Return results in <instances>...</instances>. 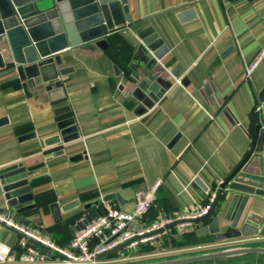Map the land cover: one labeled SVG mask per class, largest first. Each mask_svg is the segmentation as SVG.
Returning a JSON list of instances; mask_svg holds the SVG:
<instances>
[{
    "label": "crops",
    "instance_id": "0c3cea01",
    "mask_svg": "<svg viewBox=\"0 0 264 264\" xmlns=\"http://www.w3.org/2000/svg\"><path fill=\"white\" fill-rule=\"evenodd\" d=\"M123 7L122 28L100 44L58 53L57 69L66 73L57 83H33L1 60L0 168L20 165L29 188L13 206L0 194V213L60 246L85 217L90 222L107 204L130 209L134 194L157 179L145 224L210 204L250 145L264 58L248 77L244 68L264 45V0H125ZM154 41L159 59L137 52ZM149 76L163 89L158 97L139 87ZM68 118L76 137L63 142L59 122ZM225 192L210 215L221 231L232 221L234 192ZM248 216L259 219L252 236L217 242L206 234L175 249L264 245L262 196H248L236 228ZM19 237L0 223V250L15 251ZM194 264H264V255Z\"/></svg>",
    "mask_w": 264,
    "mask_h": 264
},
{
    "label": "water",
    "instance_id": "95a60500",
    "mask_svg": "<svg viewBox=\"0 0 264 264\" xmlns=\"http://www.w3.org/2000/svg\"><path fill=\"white\" fill-rule=\"evenodd\" d=\"M124 4L125 0H0V67H4L1 60L5 58L9 61L8 66H12L24 79L33 83H57L58 77L66 73V69H57L60 65L58 53L89 42L100 44L103 37L121 29L126 20ZM160 44V41L151 42L139 47L137 52L147 58L153 53L155 59H159L155 50ZM146 80L149 84L139 83V87L146 92L156 93L158 97L163 89L153 81V77H146ZM256 100L259 106L253 119L249 148L237 166L218 185L208 209L200 216L176 219L162 228L122 242L101 252L98 255L100 259L120 253L134 239L157 234L181 223H196V235L211 234L217 242L236 240L256 233L255 225L259 219L250 216L241 228H236L248 196L260 195L264 198V83L257 90ZM59 128L63 142L76 137L71 118L59 122ZM28 184L20 165L11 164L0 168V194H3L8 206L19 202L20 197L27 192ZM225 189L234 192L229 204L232 221L229 229L221 231L217 218L210 215L220 194L229 196ZM87 222L88 218L85 217L81 226ZM32 243L42 252L47 251L42 244ZM243 254L264 255V245L235 244L191 255L133 264L201 263ZM54 255L63 259L58 253Z\"/></svg>",
    "mask_w": 264,
    "mask_h": 264
},
{
    "label": "built area",
    "instance_id": "2783aa9c",
    "mask_svg": "<svg viewBox=\"0 0 264 264\" xmlns=\"http://www.w3.org/2000/svg\"><path fill=\"white\" fill-rule=\"evenodd\" d=\"M264 58V45L257 51L252 61L245 66L244 75L248 77L257 64ZM160 180L134 194L130 209H121L114 204L105 205L96 217L76 231L65 245H57L50 236L38 233L23 223L15 220L9 214L0 213V223L16 232L20 237L17 248L0 250V264H102L111 260L100 259L98 255L133 237L143 236L145 233L162 228L165 224L180 218L200 216L209 207L205 204L191 213H179L174 217L160 218L148 224L144 222V215L153 204ZM211 202V199L210 201ZM189 223L177 226L185 228ZM163 229L157 234L142 237L127 243L122 249L128 252L135 251L145 242H156L165 232ZM32 241L38 242L47 248L42 252ZM50 255H47V253ZM54 253L60 254L63 259ZM140 255L122 254L119 261H127Z\"/></svg>",
    "mask_w": 264,
    "mask_h": 264
},
{
    "label": "rangeland",
    "instance_id": "374dc122",
    "mask_svg": "<svg viewBox=\"0 0 264 264\" xmlns=\"http://www.w3.org/2000/svg\"><path fill=\"white\" fill-rule=\"evenodd\" d=\"M170 229H166L165 232L160 236L159 241L156 244H148L147 246L145 245H140L138 247V250L142 252V254L139 257H134L130 260L127 261H119L115 262L113 264H120V263H127V264H133V263H139V262H147V261H154V260H160V259H165V258H174V257H180L184 255H191L195 254L198 252H205L209 250H214L218 248H222L219 246L216 247H202V248H192V249H187V250H176L174 247L170 246V238H176L178 237L183 231L181 230V227H169ZM184 230V229H183ZM161 243L164 244L166 247L161 246ZM123 253L127 255H135V254H140L139 252H128L125 249L121 250ZM120 251V252H121ZM47 255H50L48 252ZM188 264H194V263H188Z\"/></svg>",
    "mask_w": 264,
    "mask_h": 264
},
{
    "label": "trees",
    "instance_id": "16d2710c",
    "mask_svg": "<svg viewBox=\"0 0 264 264\" xmlns=\"http://www.w3.org/2000/svg\"><path fill=\"white\" fill-rule=\"evenodd\" d=\"M198 238H199V235H196L194 230L184 231L178 237L170 238L169 245L174 248H179V247L186 246V245H193L197 242ZM161 246L166 247L165 243L164 244L161 243Z\"/></svg>",
    "mask_w": 264,
    "mask_h": 264
}]
</instances>
